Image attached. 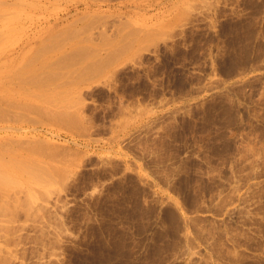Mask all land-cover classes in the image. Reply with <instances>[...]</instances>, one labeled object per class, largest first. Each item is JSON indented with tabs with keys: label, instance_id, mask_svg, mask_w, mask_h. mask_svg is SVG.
I'll return each mask as SVG.
<instances>
[{
	"label": "rangeland",
	"instance_id": "1",
	"mask_svg": "<svg viewBox=\"0 0 264 264\" xmlns=\"http://www.w3.org/2000/svg\"><path fill=\"white\" fill-rule=\"evenodd\" d=\"M0 109V264H264V0H0Z\"/></svg>",
	"mask_w": 264,
	"mask_h": 264
},
{
	"label": "bare ground",
	"instance_id": "2",
	"mask_svg": "<svg viewBox=\"0 0 264 264\" xmlns=\"http://www.w3.org/2000/svg\"><path fill=\"white\" fill-rule=\"evenodd\" d=\"M162 26H163V25H162ZM122 27L124 28V26H122ZM125 27H126V26H125ZM120 28H121V27H120ZM123 28H121V29H123ZM134 28H135V29H136V28L141 29L142 27H141V28H139V27H134ZM134 28H133V29H134ZM155 28H156V27H155ZM133 29H132V28H131L130 30L128 29V30L130 31V33H129L130 36L133 35L132 32H131ZM160 29H161V28H160ZM160 29H159V30H160ZM126 30H127V28H126ZM126 30H125V31H126ZM148 30H149V27H148ZM155 30H157V29H155ZM144 31H145V30H144ZM146 31H147V30H146ZM153 31H154V30H153ZM157 32H158V30H157ZM122 33H123V32H122ZM142 33L144 34V32H142ZM151 33H152V31H151ZM155 33H156V32H155ZM155 33H154V34H155ZM219 33H220V32H219ZM134 34H135V33H134ZM140 34H141V33H140ZM154 34H150V35H151V36H152V35L155 36ZM157 34H158V33H157ZM127 35H128V34H126L125 36H127ZM151 36H150L149 38H151ZM156 36H157V35H156ZM52 37H53V36H52ZM132 37L135 38L134 36H132ZM146 37H148V34H147L146 36H144V39H146ZM123 38H124V37L122 36L121 39H123ZM133 38L130 39L131 41H130V40H129V41L132 42ZM152 38H153V37H152ZM152 38H151V39H152ZM45 39H47V38H45ZM49 39H50V38H49ZM53 39H54V38H53ZM55 39H56V38H55ZM50 40H52V39H50ZM102 40H103V39H102ZM118 40H119V39H118ZM136 40H137V39H136ZM56 41H57V40H56ZM103 41H104V40H103ZM126 41H127V40H126ZM147 41H150V40H147ZM108 42H109V41H108ZM108 42H106V44H107ZM138 42H139V41H138ZM138 42H137V43H138ZM109 43H110V42H109ZM112 43H113V42H112ZM115 43H116V42H115ZM117 43H119V42H117ZM120 43H122V42H120ZM127 43H128V42H127ZM101 44H102V43H101ZM104 44H105V43H104ZM102 45H103V44H102ZM112 45H113V44H112ZM123 45H124V46H123ZM123 45H122V47L120 48V49H123V50H121V51H124V50H125V49H124V48H125V43H124ZM127 45L129 46V44H127ZM127 45H126V46H127ZM136 45H137V44H136ZM46 46H47V49H48L49 47H50V48H51V47H53V48L56 47L55 45H54V46H52V45H51V46H50V45H46ZM113 46H114V45H113ZM128 46H127V47H128ZM132 46H133V45H132ZM132 46H131V47H132ZM80 48H81V47L78 48V49H79L78 52H80V50H81ZM89 48H90V47H89ZM112 48H114V47H112ZM116 48H118V47H116ZM76 49H77V48H76ZM82 49L84 50L85 48H82ZM91 49H93V48H91ZM120 49H119V50H120ZM128 49H129V48H128ZM89 50H90V49H89ZM94 50H95V49H94ZM119 50H118V51H119ZM40 51H41V49H40ZM74 51H75V50H74ZM81 51H82V50H81ZM92 51H93V50H92ZM97 51H98V50H97ZM102 51H103V50H102ZM125 51H126V50H125ZM76 52H77V50H76ZM78 52H77V53H78ZM87 52H88V48H87L86 53H87ZM95 52H96V51H95ZM98 52H100V48H99V51H98ZM104 52H105V51H104ZM110 52H112V51H110ZM69 53H70V52H69ZM81 53H82V52H81ZM81 53H79L78 55H81ZM92 53H93V52H92ZM100 53H101V52H100ZM119 53H120V52H119ZM75 54H76V53H75ZM89 54H90V53L88 52V55H89ZM93 54H94V53H93ZM93 54H92V56H93ZM115 54H116V56H118L117 53H115ZM72 55H73V53H72ZM72 55H71V57H72ZM78 55H77V57H80V56H78ZM84 55H85V53H84ZM84 55H83V53H82V56H81V57L84 58V57H85ZM90 55H91V54H90ZM95 55H96V54H95ZM58 56H59V55H58ZM73 56H74V55H73ZM96 56H97V55H96ZM96 56H95V57H96ZM104 56L106 57V54H104ZM107 56H108V55H107ZM109 56H110V55H109ZM112 56H114V53H113ZM75 57H76V55H75ZM77 57H76V58H77ZM81 57H80L79 59H81ZM114 57H115V56H114ZM61 58H62V57H61ZM65 58H67V57H65ZM68 58H70V56H69ZM73 58H74V57H73ZM76 58H75V60H76V62H77V59H78V58H77V59H76ZM106 58L108 59V57H106ZM116 58H117V57H115V59H116ZM86 59H87V58H86ZM103 59H104V58H103ZM103 59H102V60H103ZM109 59H110L109 62H110V61H114L113 57H111V58L109 57ZM111 59H113V60H111ZM60 60H61V59H60ZM65 60H66V59H65ZM93 60H96V58L94 59V56H93ZM102 60H101V62H102ZM55 61H57V59H56V60H53V61H50V62H55ZM66 61H67V60H66ZM66 61H65V63H66ZM86 61H88V60H86ZM99 61H100V60H99ZM106 61H107V60H106ZM61 62H62V60H61ZM61 62H60L59 65H62ZM72 62H73V60H72ZM94 62H95V61H94ZM97 62H98V59H97ZM107 62H108V61H107ZM109 62H108V64H110V63L113 64L112 62H110V63H109ZM56 63H57V62H56ZM70 63H71V62H70V60H69V62H67V66H69ZM47 64H49V62H48ZM52 64H53V63H51V66H52ZM72 64H73V63H72ZM77 64H78V63H77ZM90 64H92V63H90ZM39 65H40V64H39ZM42 65H43V64H41L40 66H42ZM64 65H65V64L63 63L62 66H64ZM73 65H74V64H73ZM78 65H79V64H78ZM96 65H97V64H96ZM24 66H25V65H24ZM44 66H45V64H44ZM47 66H48V65H47ZM47 66H45V67H47ZM51 66L48 67V68H53V67H51ZM55 66H56V65H55ZM57 66H58V63H57ZM81 66H82V65H81ZM100 66H102V64H101ZM104 66H105V65H103L102 67L104 68ZM106 66H107V65H106ZM42 67H43V66H42ZM71 67H72V66H71ZM86 67H87V66H86ZM89 67L92 68V67H95V66L90 65ZM98 67H99V63H98V66L96 67V69H97ZM102 67H101V69H102ZM222 67H223V66H222ZM43 68H44V67H43ZM76 68H77V67H76ZM78 68H80V67L78 66ZM223 68H224V67H223ZM37 69H38V68H37ZM71 69H72V68H71ZM74 69H75V68H74ZM74 69H73V70H74ZM83 69H84V68H81L80 70H83ZM96 69H93V68H92V71H94V70L97 71ZM225 69H226V68H225ZM228 69H229V72H230L231 67L228 68ZM238 69H239V68H238ZM29 70H30V69H29ZM33 70H35V69H33ZM50 70H51V69H50ZM67 70H68V69H67ZM73 70H71V72H72ZM80 70H78V71H79L78 73L81 72ZM84 70H86V69H84ZM84 70H83V71H84ZM219 70L221 71L222 69H219ZM226 70H227V69H226ZM43 71H44V70H43ZM90 71H91V70H90ZM95 71H94V72H95ZM98 71H100V70H98ZM21 72H22V71H21ZM21 72H20V73H21ZM52 72H54V70H53ZM56 72H57V71H56ZM61 72H62V71H61ZM86 72H89V70L86 71ZM54 73H55V72H54ZM57 73H60V72H57ZM57 73H55V75H56ZM66 73H68V72H66ZM83 73H84V72H82V74H83ZM97 73H99V72H97ZM97 73H96V74H97ZM233 73H234V72H233ZM17 74H18V73H17ZM34 74H35V73H34ZM75 74H76V77H77V73H75ZM85 74H86V73H85ZM85 74H84V75H85ZM87 74H88V73H87ZM88 75H93V74H92V72H91V74L89 73ZM223 75H225V70H224V74H223ZM232 75H235V74H232ZM30 76H33V75L31 74ZM30 76H26V77L29 79ZM34 76H35V75H34ZM36 76H37V75H36ZM42 76H46V75H43V74H42ZM42 76H41V77H42ZM56 76H58V75H56ZM74 76H75V75H74ZM225 76H226V75H225ZM16 77H17V76H16ZM16 77L14 76V78H16ZM19 77H20V76H19ZM37 77L39 78L40 75L37 76ZM37 77H35V78H37ZM67 77H68V76H67ZM82 77H83V76H82ZM179 77H180V76H179ZM226 77H227V76H226ZM232 77H233V76H232ZM12 78H13V77H12ZM14 78H13V79H14ZM17 78H18V77H17ZM21 78H23V77H21ZM56 78H57V77H56ZM58 78H59V77H58ZM28 79H27V81H28ZM30 79H31V78H30ZM33 79H34V78H33ZM5 80H6V79H5ZM35 80H36V79H35ZM35 80H33L32 82H34ZM174 80H175V79H174ZM8 81H9V80H8ZM18 81H19V80H18ZM22 81H23V80H22ZM30 81H31V80H30ZM49 81L52 82L51 80H49ZM70 81H71V80H70ZM182 81H183V80H182ZM4 82H5V81H4ZM20 82H21V80H20ZM35 82H36V81H35ZM73 82H75L74 79H73ZM13 83H14V82H13ZM15 83H16V82H15ZM23 83H24V82H23ZM39 83H40V81H39ZM172 83H173V82H172ZM34 84H35V83H34ZM37 84H38V83H37ZM58 84H59V83H57V85H58ZM181 84H182V83H181ZM184 84H185V82H184ZM184 84H183V86H186V85H184ZM18 85H19V84H18ZM20 85H21V84H20ZM20 85H19V86H20ZM57 85H56V87H57ZM21 86H22V85H21ZM35 86H36V85H35ZM40 86H42V85H40ZM176 86H178V85H176ZM29 87H30V86H29ZM187 87H188V86H187ZM220 87H221V86H220ZM20 88H21V87H20ZM45 88H46V87H45ZM180 88H181V87H180ZM31 89H32V88H31ZM43 89H44V88H43ZM43 89H42V90H43ZM185 89H187V88H185ZM40 90H41V89H40ZM42 90H41V91H42ZM71 90H72V89H71ZM180 91H181V90H179L178 92L180 93ZM176 93H177V92H176ZM179 93H178V96H179ZM38 94H39V93H38ZM40 94H41V93H40ZM60 94H61V93H60ZM45 95H46V94H45ZM53 95H54V94H53ZM180 95H181V94H180ZM183 95H184V94H183ZM32 96H33V95H32ZM185 96H186V95H185ZM188 96H189V95H188ZM42 97H43V94H42ZM42 97H40V98H42ZM20 99H21V98H20ZM181 99H182V98H181ZM53 101H55V100H53ZM53 101H52V102H53ZM251 101H252V100H251ZM2 102H3V101H2ZM5 102H6V103H9L8 100H5ZM5 102H4V106L7 105V104L5 105ZM10 102H11V101H10ZM26 102H27V101H26ZM26 102H24V103H26ZM46 102H49V101H46ZM11 103H12V102H11ZM13 103H14V102H13ZM19 103H20V102H19ZM54 103H55V102H54ZM42 104H43V103H42ZM48 104H49V103H48ZM233 104H235V103H233ZM250 105H251V104H250ZM40 106L42 107V105H40ZM44 106H45V105H44ZM13 108H14V107H13ZM13 108H12V111L14 112V110H16V109L13 110ZM46 108H47V106H46L44 109L46 110ZM10 109H11V108H10ZM17 109H18V108H17ZM32 109H34V108H32ZM32 109H31V110H32ZM0 110H1V109H0ZM5 110H6V109H5ZM5 110H4V112H5ZM22 110H23V109H22ZM231 110H232V109H231ZM235 110H236V108H235ZM7 111H8V110H7ZM29 111H30V110H29ZM32 111H33V110H32ZM48 111H49V110H48ZM229 111H230V110H229ZM229 111H228L227 113H229ZM8 112H10V110H9ZM26 112H27V111H26ZM40 112H42V111H40ZM232 112H234V111H232ZM15 113H16V112H15ZM20 113H21V112H20ZM22 113H23V112H22ZM28 113H29V112H28ZM31 113H32V112H31ZM35 113H36V110H35ZM50 113H51V111L49 112V114H50ZM58 113H59V112H58ZM58 113H57V114H58ZM61 113H63V112H61ZM5 114H6V113H5ZM23 114H24V113H23ZM38 114H39V111H38ZM66 114H67V113H66ZM66 114H64V115H66ZM225 114H226V113H225ZM229 114H230V113H229ZM6 115H7V114H6ZM12 115H14V114L12 113ZM16 115H17V114H16ZM43 115H44V114H43ZM43 115H41V116H43ZM46 115H47V114H46ZM64 115H63V116H64ZM9 116H10V115H9ZM9 116H8V119H10ZM50 116H52V114H50ZM50 116L48 117V115H47V118H52V117H50ZM69 116L71 117V115H69ZM226 116H227V115H226ZM43 117H45V116H43ZM59 117H60V116H59ZM66 117H68V116H66ZM74 117H75V116H74ZM76 117L79 118L78 115H77ZM11 118H13V116H12ZM14 118H15V116H14ZM24 118H25V117H23V118H21V119H24ZM45 118H46V117H45ZM53 118H54V117H53ZM17 119H18V118H17ZM21 119H20V120H21ZM26 119H27V118H26ZM26 119H24V120H26ZM30 119H31V118H30ZM68 119H69V118H68ZM72 119H73V117H72ZM76 119H77V118H76ZM14 120H15V119H14ZM31 120H32V119H31ZM63 120H64V119H63ZM74 120H75V119H74ZM77 120H78V119H77ZM79 120H81V119H79ZM79 120H78V122H79ZM238 120H239V119H238ZM6 121H7V119H6ZM12 121H13V119H12ZM21 121H22V120H21ZM44 121H45V120H44ZM49 121H50V120H49ZM49 121H47V122H49ZM54 121L57 122V120H54ZM45 122H46V121H45ZM50 122H51V121H50ZM61 122H63V121H62V118H61ZM74 122H75V121H74ZM80 122H81V121H80ZM80 122H79V123H80ZM3 123H4V122H3ZM63 123H64V122H63ZM63 123H61V124H63ZM65 123L68 124V122H65ZM65 123H64V124H65ZM191 123H192V122H191ZM191 123H190V125H191ZM52 124H54L53 121H52ZM57 124H58V123H56V125H57ZM77 124H78V123H77ZM81 124H82V123H81ZM188 124H189V123H188ZM235 124H236V123H235ZM54 125H55V124H54ZM58 125H59V124H58ZM71 125H72V124H71ZM79 125H80V124H79ZM64 126H65V125H64ZM64 126H62V127H64ZM185 126H186V125H185ZM16 127H17V126H16ZM67 127H68V126H67ZM69 127H70V125H69ZM73 127H74V126H73ZM78 127H79V126H78ZM82 127H84V126L82 125L80 129H82ZM74 128H75V127H74ZM19 129H20V128H19ZM24 129H25V128H24ZM80 129H79V130H80ZM183 131H184V130H183ZM1 132H2V131H1ZM180 134H181V133H180ZM13 142H14V141H13ZM15 142H16V141H15ZM21 144H22V143H21ZM0 145H1V144H0ZM167 147H168V146H167ZM0 160H1V159H0ZM12 160H13V159H12ZM22 160H23V163H22V164L25 165V164H24V159H22ZM25 160H26V159H25ZM13 161H14V160H13ZM31 161H32V160H31ZM9 162H10V161H9ZM18 162H19V161H18ZM18 162H17V163H18ZM10 163H12V161H11ZM17 163H16V164H17ZM14 164H15V163H13V165H14ZM35 166H36V165H35ZM28 167H31V166H28ZM28 167H27V168H28ZM33 167H34V166L32 165V168H33ZM19 168H22V167H19ZM25 168H26V167H25ZM23 169H24V168H22V170H23ZM37 169H38V167H37ZM41 169H42V168H41ZM25 170H26V171H29V169H28V170L25 169ZM19 171H20V170H19ZM23 171H24V170H23ZM38 171H39V170H38ZM33 172H34V171H32L31 173H33ZM35 172H36V171H35ZM35 172H34V173H35ZM40 173H41V172H40ZM33 175H35V174H32L31 176H33ZM28 176H29V174H28ZM31 176H30V177H31ZM38 176H40V174H38ZM6 178H8V177H4L3 174L0 175V183H3L4 181H6ZM38 178H40V177H38ZM8 179H9V178H8ZM9 180H11V179H9ZM186 180H187V179H185V181H186ZM11 181H12V180H11ZM11 181H10V183H11ZM185 181H184V182H185ZM8 182H9V181H8ZM20 182H21V181H20ZM22 182H23V181H22ZM4 183H5V182H4ZM25 183H26V182H25ZM189 183H190V182H189ZM189 183H188V185H189ZM12 184H14V183L12 182ZM185 184H186V183H185ZM14 185H15V184H14ZM183 185H184V184H182V186H183ZM15 186H16V185H15ZM180 186H181V185H180ZM185 186H186V185H185ZM187 187H188V186H187ZM0 189H2V188H0ZM15 189H17V188H15ZM20 189H21V188H20ZM181 189H183V188H181ZM187 189H188V188H187ZM3 190L5 191V188H4ZM0 191H2V190H0ZM186 191H187V190H186ZM4 193H5V192H4ZM4 193H3V194H4ZM3 194H1V195L4 196ZM7 194H9V192H8ZM186 194H187V193H186ZM189 195H190V194H189ZM5 197L7 198L8 196L5 195ZM186 197H188V195H187ZM0 198H1V196H0ZM3 198H4V197H3ZM189 198H190V196H189ZM187 202H188V201H187ZM3 203H4V202H3ZM4 204H5V203H4ZM1 205H2V204H1ZM5 205H7V204H5ZM0 208H1V207H0ZM2 209H3V207H2ZM2 209H1V210H2ZM5 209H6V208H5ZM7 209H8V206H7ZM2 211H4V209H3ZM176 227H177V226H176ZM105 257H106V256H105ZM108 257H109V256H108ZM108 257H107V258H108ZM110 260H111V259H110ZM102 261H103V260H102ZM108 262H109V261H108Z\"/></svg>",
	"mask_w": 264,
	"mask_h": 264
}]
</instances>
